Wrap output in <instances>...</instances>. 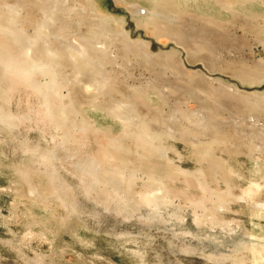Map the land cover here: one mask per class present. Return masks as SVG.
Returning <instances> with one entry per match:
<instances>
[{"label":"rangeland","instance_id":"rangeland-1","mask_svg":"<svg viewBox=\"0 0 264 264\" xmlns=\"http://www.w3.org/2000/svg\"><path fill=\"white\" fill-rule=\"evenodd\" d=\"M4 1L0 4L4 16L0 19V264H264L252 251L264 249V210L257 211L249 198L253 189L260 191L258 197L264 201V169L249 146L240 140L218 142L207 154L210 141L198 143L162 129L150 130L148 123L128 110L130 102L100 101L94 97L98 91L83 93V84L89 87L100 73L97 77L105 79L108 70L95 60L89 62L90 58L75 65L68 49L61 51L67 53L64 68L77 92L90 102L80 101L59 83L48 97L39 93L32 73L25 69L27 55L8 31L18 25L15 10L22 0ZM83 1L90 7L91 18L96 17L111 34L135 48L145 44L151 56L158 61L169 59L184 74L181 77L186 79L177 80L167 71L166 78L161 77L169 78L172 87L142 88L140 95V82L156 72L134 68L126 86L140 102L139 110L167 116L175 107L183 116H192L198 104L195 99L186 103L181 89L192 81H203L213 99L221 97L215 93L220 89L239 96L264 95V79L247 78L256 65L264 64V0H177L171 26L184 33L182 40L156 31L163 21V0ZM34 11L41 15L40 10ZM76 39L86 44L84 37ZM31 54L37 58L40 52L36 48ZM221 61L236 70H228ZM157 78L160 85L163 79ZM72 104L79 126L69 127L67 110ZM219 111L210 114L226 123L229 114ZM138 127L147 130L144 138L150 148L163 146L164 154L153 155L146 145L139 149L147 155L124 151L121 145L135 141ZM126 165L136 171L125 173ZM162 172L169 174L162 176ZM229 190L242 192L245 200L235 199Z\"/></svg>","mask_w":264,"mask_h":264},{"label":"bare ground","instance_id":"bare-ground-1","mask_svg":"<svg viewBox=\"0 0 264 264\" xmlns=\"http://www.w3.org/2000/svg\"><path fill=\"white\" fill-rule=\"evenodd\" d=\"M179 1H182V0H179ZM176 2H178V1L177 0H163L161 2L162 8L164 9L162 11L164 13L163 14L164 16L162 17L163 21L162 22L159 21V25H158V28L156 31L159 35L160 34L161 35H163V34L164 35H173L176 38H178V40H182V39H184L183 38L184 33L179 32L180 28H178V31H177V30H174V28L171 26V22H172L171 19L174 16L173 14H176V12H177V10H175ZM4 3H6V1L0 0V4H4ZM242 3H245V1ZM182 5H185V4H182ZM34 10H40L41 15L39 16L38 13H36V11H34ZM89 10H90L89 5L87 4V2H85L83 0H24V1L22 0L20 3H18L16 5L15 12L18 15V21L15 22V26L17 23H18V25L16 27H14L15 30H8V31L10 32V34L14 40V43L16 45H19L20 48L24 51V53L27 55V61L28 62L25 61L26 64L24 63L26 65L25 69L32 73V76L30 75L31 76L30 78H32V81L35 84L33 87L37 86L36 88L40 89L39 93H40V91H42L43 93L46 94V97H48L49 94H51V92H52L53 85H55V83H59L60 84L59 87L60 86L65 87L69 92L77 94V97L80 98V101H82V102L85 101L86 103L90 102L88 100H85L86 97L84 99V97H82L83 95H80V93H78L79 91L77 92L73 83L70 81L71 77L69 78V76L66 72L67 66L66 67L64 66L63 57H65V56H63V55H66L67 53L63 54V52H61V51L68 49L69 50L68 55L74 60L75 65L81 64V62H83L82 60L90 58V59H88V60H90L89 62H91V59L95 60V62H98L101 66L105 67L108 70V73H107L105 70L103 71V69H101V67H100V69L103 71V73L106 72L103 75V76H105V79L104 78L102 79L101 77H97L101 73L98 74L96 77H93L91 80L94 81V83L91 84L90 80H89L88 82H89V84H91L89 87H87L86 85L83 84V86L85 87V88L83 87V93H85L84 92L85 89L91 93L98 91L97 97H96V95H94V97L98 98L100 101L112 100V99L114 100V99L118 98V99H120L126 103L130 102L131 106H129L130 108L128 110L131 112L133 111L135 114V117L140 116L142 121H144L145 123H148L149 124L148 128H150V130L157 131L158 129H162L169 134L183 135L187 138V140L189 139V140L195 141V142L202 141V140L210 141V144L207 145V148H208L207 154H211V153H208L209 149L213 145H215V143L220 142L222 144L223 143H225V144L230 143L231 144V143H236V142H238V140H240L239 142H243L249 146L248 149L251 150V154L255 158V160H257L258 162H262L260 169L261 170H262V168L264 169V95H261V94L260 95L259 94L258 95L257 94L246 95V94H244L245 96H242V95L239 96L238 94L234 95V94H230L227 92L224 93L225 91L223 92V90L221 91V89H220L219 91H216L215 93H219L222 98L220 96H218V97L216 96L217 98L213 99L212 98L213 96L212 97L210 96L212 98L211 99L208 96V95H210V94H208L209 92L208 93L206 92L205 86L202 84L203 81H201V84L200 83L195 84L192 81L188 85H184V84L181 85V89H183V91H184V94H183L184 99H185L184 101L188 102L190 99H193V100L195 99V101H196L195 103L198 104V108L196 107L197 110H194L196 113H193L191 111V114H193L192 116H188L187 114H184L187 116H183L179 112V110H177L175 107H173V108L170 107L171 110L167 113L168 114L167 116H165L164 114H161V113L159 114L157 112L153 113L154 111L150 112V110L149 111L148 110H139V107L137 104V102H139L138 99H136L137 100V102H136L134 96L131 94V91H133V90L130 91L128 89V87L126 86L128 84V78L132 77V71L135 70L134 68H145L148 70L150 68L156 72L154 77L147 76V78L145 79V82L142 80L144 83L140 82V84L138 86V88H140V92H141V93L139 92L140 95L144 94L142 88L143 89L144 88H146V89L159 88L160 90L165 86L170 88L169 86H171V84L173 82L170 81L169 78L164 79V78H166L164 74L167 71L170 72L171 74H175L177 80H182V79H186V78L181 77L184 74L180 75V72H179L180 69L178 68L179 70H177V68L175 67L176 65L173 66L174 63L170 64L168 62L169 59H167V61H163L162 59H160L162 61H158V58L155 59V57L151 56L150 53L148 52V49L143 48L145 46L144 43H143L144 44L143 47L141 46L142 44L141 45L139 44L140 46L136 45V48H135V47L129 45L128 43H126V41L123 38H120V37L115 36L114 34H111L108 28H106L102 24L98 23V21L94 20V18H96V17L91 18V13L89 12ZM1 11L2 10L0 9V13H1ZM179 13L180 12H178V14ZM0 16L2 17V18L0 17V19L4 18V16L2 14ZM39 18H41V19H39ZM98 19H100V21H101V18H98ZM151 19L154 20V18H151ZM151 19H149V20H151ZM147 23H149L148 20H147ZM149 24H151V23H149ZM154 24H156V23H154ZM174 24H175V21H174ZM196 24H197V22H196ZM198 24H199V22H198ZM208 24H207V26H208ZM201 25H203V24H201ZM176 26H178V25H176ZM214 26H216V25H214ZM204 27H206V26H204ZM213 28L215 30V27H213ZM191 29H193V28H191ZM194 30L196 31V29H194ZM209 31L211 32L210 29H209ZM210 32H209V34H210ZM212 32H214V31H212ZM77 37H79V38L84 37V39H86V44H83V41L80 43V40L78 42L76 39ZM231 40H234V37L231 38ZM127 42H128V40H127ZM183 43H184V41H183ZM187 47L191 48L190 46H187ZM206 47H207V45H206ZM206 47H204V48H206ZM36 48L40 52V54H39V56H37V58H35V56H33L31 54L36 50ZM195 48H191V50H196ZM21 49H20V51H21ZM198 49L199 48L197 46V50ZM200 50L203 51L202 49H200ZM200 50L198 53L201 52ZM31 51H33V52H31ZM193 52H195V51H193ZM66 60H69V59L67 58ZM66 60H65V62H68ZM85 62H87V60L84 61V63ZM70 63H71V61H70ZM220 63H223V61H221ZM233 63H234V61H233ZM91 64H93V63H91ZM68 65H69V63H68ZM222 65H223V67L227 68L228 70H234V69L236 70L235 66L233 67V65H230V64L225 65L224 63ZM236 65H238V64H236ZM89 66H91V65H89ZM85 67H87L86 64H85ZM212 67H213V65H212ZM91 68H92V66H91ZM96 68H98V65ZM253 69H252L253 72H248L247 78H250V80L246 79V77H244V78L246 80H249V81L252 80L253 82L254 81L260 82L259 80H261V79L263 80L264 79V64L260 63L259 66L256 65V67ZM69 70H68V72H69ZM77 70H78L77 73L79 74L80 69H77ZM97 70H99V69H97ZM72 72H73V70H72ZM89 72L91 73V71H89ZM140 74L144 75V72L141 71ZM47 76H48V81L45 82V79ZM161 76H164V78ZM88 77H90V76H88ZM157 77H159V79L161 78L160 80L163 79L164 81L163 80L162 81L164 83L162 81H161L160 85L158 83H156V80H158ZM42 78H43V81H42ZM139 81H140V77H139ZM206 84H208V83H206ZM175 85H177V84H175ZM57 87H58V84H57ZM167 87H165V88H167ZM209 87L212 88L213 86H209ZM216 87L219 89V86H216ZM159 89H158V91H159ZM80 90H81V88H80ZM138 90H134V91L137 94H139ZM165 91H166V89H165ZM167 93H170V92H167ZM167 93H165L166 97H168ZM70 95L72 96V94H70ZM86 95H87V93H86ZM88 97L89 96H87V98ZM94 97H92V99H95ZM142 97H143V95H142ZM145 97H146V95H145ZM169 97H170V95H169ZM75 99H77V98H75ZM70 100H71V98H70ZM96 102H98V101H96ZM107 103L110 104V102H108V101H107ZM107 103H106V105L108 106ZM142 103H143V101H142ZM60 104H57L58 105L57 108L59 107ZM98 104H101V103H97V105ZM51 105L52 104H50V106ZM91 105L94 106L96 104L92 103ZM87 106H89V104H87ZM98 106H100V105H98ZM107 106H104V107H107ZM141 106H142V104H141ZM54 107H55V105H54ZM71 107L74 108L75 107L74 104H72V106H70V110H67V113H68L67 115H69V113H71L69 116H67V121H68L67 126H69V127L79 126L78 120H76V117H78L79 115L77 116V113L75 111H72ZM53 108H51V109H53ZM60 108L63 109V107H60ZM99 108H103L102 104ZM213 110H216V111L222 110L221 111L222 113L224 111H226V113L229 114V118H227V120L228 119L229 120L226 123H224V122L221 123L220 121L216 120L213 117V114H210V111L213 112ZM216 114H217V112H216ZM84 118L85 117L83 116V119ZM120 119L122 120V118H120ZM185 121H188V122H185ZM79 122H81V121H79ZM131 123L133 124L135 122H131ZM259 123H261V124H259ZM140 124H142V123L140 122ZM142 125L145 126V124H142ZM84 126H86V125L84 124ZM182 127H184V128H182ZM78 128H80V127H78ZM81 128H83V127L81 126ZM138 128L141 129L140 127H138ZM83 129H85V128H83ZM131 130H133V129H131ZM144 130L145 129H141L140 131L136 130L137 132L134 134L135 141L129 142V144H126V145L124 144L125 147H124V145H121V146H123V148H125L124 151L127 149L128 151L130 150L131 152L134 151V152L139 153V154L147 155L145 152H143L139 149V147L144 148L145 145L148 146L149 149H152V148H150V145H148L149 144L148 141H146L144 138L146 136V135L144 136V134H145L144 132H147V130L146 131H144ZM150 130H149V133H150ZM227 133H230V135H225ZM157 134H159V133H157ZM131 135L133 137V134H131ZM183 136H180V137L183 138ZM175 138H177V137H175ZM187 140H184V141H187ZM195 142H194V145H195ZM190 143L193 144V142H190ZM220 143H219V145H220ZM205 144H207V143H205ZM154 145H156V144H154ZM202 146L205 147V145H202ZM162 147L163 146H161V148L160 147H156V148L153 147L154 150L153 149L151 150L153 152V155L159 156L160 153H163V151H165V150ZM194 147L197 148L196 145ZM159 149H160V152H159ZM197 149H196V152H197ZM206 149H204V150H206ZM199 151H201V149H199ZM202 152H203V149H202L201 153ZM202 155H201V159H202ZM119 156H122V155H119ZM205 156H203L204 159H205ZM212 158L214 159L215 157H212ZM201 159L199 161H204ZM122 160H123V158H122ZM161 160H163V159H161ZM209 160H211V159L209 158ZM215 160H216V158H215ZM155 161L157 162V160H155ZM216 161L218 162L219 160H216ZM161 162L163 163V161H161ZM208 162H211V161H208ZM217 162H215V163H217ZM220 162H222V161L220 160ZM121 163H123V162H121ZM123 166H124V164H123ZM218 166H219V163H218ZM222 166H224V165H222ZM125 168L127 170L125 173H127V174H131L132 172L136 171V170L132 171L130 169L129 165L128 166L126 165ZM132 169H133V167H132ZM222 169H223V167H222ZM260 169H258V170H260ZM145 172H147V171H145ZM145 172H143V173H145ZM167 174H169V172L168 173L162 172V176H166ZM257 174L260 175L258 173V171H257ZM134 175H133V177H135ZM159 177L160 176H158V178ZM158 178H156V179H158ZM263 180H264V176H263L262 181ZM225 183H227V182H225ZM249 193H250L249 198L253 201L254 208L257 211H263L264 210V201H260V198L258 197L259 196L258 193H260V191L257 193V191H253V189H250ZM240 194L243 195L242 192L240 193L239 191H234V190L230 191V193H229V195H231V196L234 195L235 199H238V198L244 199V197ZM221 195L223 198L224 194H221ZM222 198H221V200H222ZM224 198H226V197H224ZM131 200H133V198ZM254 213H256V212H254ZM263 215H264V213H263ZM260 237L263 238L262 236H260ZM254 246L259 247V246H256V244ZM261 247H264V246H261ZM252 251L254 253V257L258 261H261L264 259V249L259 248V249H254Z\"/></svg>","mask_w":264,"mask_h":264}]
</instances>
